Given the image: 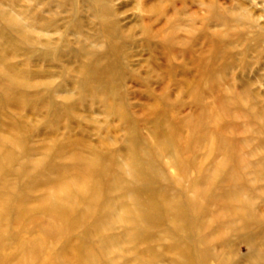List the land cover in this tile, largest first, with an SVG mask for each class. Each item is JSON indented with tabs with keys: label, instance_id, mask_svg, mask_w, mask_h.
Wrapping results in <instances>:
<instances>
[{
	"label": "rangeland",
	"instance_id": "374dc122",
	"mask_svg": "<svg viewBox=\"0 0 264 264\" xmlns=\"http://www.w3.org/2000/svg\"><path fill=\"white\" fill-rule=\"evenodd\" d=\"M0 264H264V0H0Z\"/></svg>",
	"mask_w": 264,
	"mask_h": 264
}]
</instances>
